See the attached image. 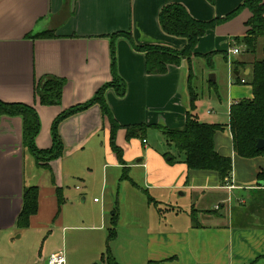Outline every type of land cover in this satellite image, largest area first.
<instances>
[{
	"label": "crops",
	"instance_id": "obj_1",
	"mask_svg": "<svg viewBox=\"0 0 264 264\" xmlns=\"http://www.w3.org/2000/svg\"><path fill=\"white\" fill-rule=\"evenodd\" d=\"M242 1L0 0V100L34 106L40 119L36 146L39 149H48L52 145L50 128L54 118L63 110L89 100L101 85L111 80L108 38L110 34L130 31L138 45L157 44L181 49L186 40L165 34L158 23V14L164 5L180 3L193 18L207 21L223 17ZM250 16L249 10L243 9L231 20L208 30L196 45L198 56L191 58L192 79L189 83L194 86L193 78L197 76L200 85L208 89V92L213 88L218 99L221 98L219 92L227 95V122L223 129L214 134V148L219 154L232 159L230 183L221 185L215 171L188 170L184 163H178L175 167L168 165L166 160L150 149L142 139L126 140L124 128L118 129L115 137V142L123 153L124 164L121 165L109 145V122L102 117L97 106L70 116L60 123L59 134L64 143V154L48 162L47 169L38 166L30 153L23 148L21 119L2 117L0 264H28L27 238L24 239V236L29 235L25 234L32 236L50 226L56 230L62 229L64 215H82L79 208L75 207L71 189L67 187L65 191L64 187L71 183L73 178L81 176L83 170H97L103 182L107 180L108 170H112L114 183H120L124 167L128 178L124 180L126 183H122L124 192L119 197L120 203L125 202V215H162L164 209L161 204H169V197L178 189L195 195V203L199 206L203 205L209 195L214 200V209L217 206L221 208L210 214L204 213L203 210L213 209L194 208L198 211L196 215L207 218V222H198V227L191 224L190 228L213 230L214 239L205 249V260L197 262V259H194L193 253H198L201 247L199 244L189 243L187 231L177 234L176 230L163 229L147 233V261H156V264H264V215L253 212L234 213L232 209L228 214L223 212L229 208L226 199L229 200L232 191L248 190L249 194L264 192V187L256 180L258 171L264 169V154L250 159L236 155L228 127L230 105L239 99L252 97L249 85L250 63L254 59L264 57V53L263 57L259 58L256 53L244 52L243 45L234 40L246 34L248 27L245 23ZM45 30L54 31L56 37H26ZM258 44V48L261 46L263 50L264 39L259 38ZM231 48H239L240 52L232 55L229 53ZM115 49L117 70L125 81L126 93L124 97L119 98L109 90L105 93V100L117 122L122 126L144 123L169 128L182 127L189 105L188 62L182 60L178 66L170 65L164 74L149 75L144 70V55L136 52L126 40H117ZM211 51H217L211 62L221 58L224 63V68L221 66L219 70L222 71L220 77L219 71H216L212 64L208 67L206 74L214 72V81L198 76L194 70L195 64H198L197 58L205 61L202 55ZM235 62H242L244 65L236 67ZM43 75H53L65 80L59 105H41L34 99V82ZM210 81L214 85H210ZM203 95L205 93L199 94L198 98ZM195 104L197 105V100ZM206 113L210 115L213 111ZM197 114L199 118L198 111ZM212 119L210 123H224L219 122L221 116L217 113ZM149 128L160 131L154 126ZM138 157H144L145 161ZM176 168L180 172L179 177L175 174ZM134 176L139 179L135 180ZM30 185L38 187V209L36 214L30 217L28 228L18 230L16 220L22 207V191L25 186ZM129 185L133 190L129 189ZM56 188L61 189L64 198L59 208ZM74 190L81 189L75 186ZM139 190L144 196H137ZM144 190L159 203L158 206L148 202ZM222 191H227V195ZM82 194H79L81 201L84 200ZM117 198L113 199L118 205ZM94 199L95 197V209L103 215L105 204H100V200ZM238 201L245 202L241 198H238ZM252 203L250 202V205ZM254 204L256 205L255 201ZM119 210L118 207L111 215L114 212L120 215ZM173 210V206H170V213H175ZM226 215H229V219L225 218ZM53 232L54 230L49 231L51 234ZM64 242L63 232L62 245H65ZM59 243L58 240L55 247L59 246ZM129 252L135 255L138 249L132 248ZM111 253L118 263L128 264L122 256H118L116 250L112 249ZM47 257L48 255L43 257L40 252L31 264H45ZM144 263L146 261L142 259L140 264ZM65 264H72L69 257H65Z\"/></svg>",
	"mask_w": 264,
	"mask_h": 264
},
{
	"label": "trees",
	"instance_id": "obj_2",
	"mask_svg": "<svg viewBox=\"0 0 264 264\" xmlns=\"http://www.w3.org/2000/svg\"><path fill=\"white\" fill-rule=\"evenodd\" d=\"M243 9H247L251 13L250 18L245 23L248 30L243 37H237L234 40L243 45L244 52L254 54L258 39L264 38V0H243L223 17L207 21L193 18L180 3L174 2L164 5L159 11L158 23L165 34L186 40V44L181 49L157 44L138 45L134 42L130 31H118L110 34L108 38L111 54V80L101 85L89 100L63 110L54 118L50 128L52 145L48 149H39L36 146V136L40 131V119L34 106L22 102L0 100V119L2 117H19L21 119L23 148L30 153L38 166L48 169V162L60 158L64 154V143L59 134L60 123L70 116L83 112L92 106H97L102 117L109 122V145L121 165L124 164V160L122 149L115 142L117 130L120 128L125 129L126 140L140 138L143 141L145 140L144 136L148 127L154 126L161 131L167 146L175 149V154L173 155L169 152L163 154L168 164L181 162L186 165L188 170L215 171L219 176L220 184L227 185L232 178V159L229 156L219 154L214 148V134L216 131L223 129L225 125L199 120L195 104L198 94L189 83L192 79L191 58L198 56L195 51L196 45L208 30L231 20ZM26 37L30 39H47L54 38L56 35L52 30H45ZM119 39L126 40L136 52L144 55V70L149 75L164 74L170 65L178 66L182 60L188 62L189 105L182 127L169 128L159 124L148 125L144 123L122 126L113 117L105 100V93L110 90L119 98L124 97L126 93L125 81L117 70L115 47ZM216 52L211 51L202 55L206 61V66L211 67V59ZM218 52L225 53L224 51ZM235 63L236 67L237 65H244L242 62ZM250 65L251 76L249 85L251 86L252 97L239 99L230 105L228 122L235 154L247 159L264 154V148L258 149L256 147L258 139L264 140V57L254 59ZM64 84L65 80L63 78L43 75L34 82V99L41 105H59ZM209 84L214 85L211 81ZM127 178L128 175L124 167L121 179ZM256 180L264 187V169L258 171ZM144 192L146 193V190ZM146 196L149 203H153L156 206L159 204L147 193ZM56 197L59 208L64 202L60 188H56ZM37 209L38 187L36 185L25 186L22 191V207L16 220L18 230L28 228L29 219L36 214ZM197 212L196 209L192 208V225L194 227L200 226L196 220ZM205 213L212 212L206 210ZM114 215H116L115 212L110 218L111 227L108 229L106 252L101 254L102 264H120L112 255L108 246L109 241L116 236Z\"/></svg>",
	"mask_w": 264,
	"mask_h": 264
},
{
	"label": "rangeland",
	"instance_id": "obj_3",
	"mask_svg": "<svg viewBox=\"0 0 264 264\" xmlns=\"http://www.w3.org/2000/svg\"><path fill=\"white\" fill-rule=\"evenodd\" d=\"M72 8V5H71ZM264 39V38H263ZM257 44V48H258ZM256 48V55L261 58L264 53V45L263 50L260 46L258 49ZM258 51V52H257ZM205 60V59H204ZM197 63L194 66V70L198 76H203V78H208L209 74H213L214 72L207 73L208 66H206V61L197 58ZM212 67L216 68V71H219L221 66L224 68L223 60L214 59L212 62ZM222 75V71H219V76ZM199 78V77H198ZM197 76L193 78L194 90L199 95L201 93H205L202 97L197 99V111L199 113V120L202 122L210 123L213 120V115L218 114L221 116L219 122H227V110H228V101L227 95L223 92H219L221 98L218 99L215 95L214 89L211 88L210 92L208 89H204L200 83L198 82ZM218 85L219 82H217ZM220 88V86H219ZM208 93H210L208 95ZM213 111V114L208 115L207 111ZM212 115V116H211ZM139 139V138H137ZM144 139L147 142V146L159 153L164 161V153L169 152L170 154H175V149L172 147H168L161 132L154 130L153 128L147 129V132L144 136ZM140 140V139H139ZM141 158L142 161H145L144 157ZM168 158V157H167ZM165 163H167L165 161ZM181 163V162H179ZM168 164V163H167ZM178 163L168 164L175 167ZM83 174L79 178L75 177L68 183L64 190L67 191V187L71 190V193L74 195L75 207L79 208V211L82 215H64V222L61 226L63 229H53L54 227H49L46 230H42L38 233L33 234H25L29 236H24L27 244V254L26 261L28 264L34 260L35 256L37 257L40 252L42 256L46 257L50 253L63 249L65 257H69L70 262L72 264H88L90 260H93L92 263H101V254L106 252L107 239L109 228L111 227L110 218L112 211L116 212L118 207L120 208L119 214L114 215V219L116 220V236L114 239L110 240L108 246L110 250H116L118 256L123 257L124 261L128 262V264H140L142 259L146 261L144 264H156V261H147L146 255V238L148 232L159 231V230H167L172 229L176 230L177 234H184L187 231V239L189 243L192 245L199 244L200 250L198 253H193L194 259H197V262L200 260H205V249L209 246V242H213V230L205 228L204 230H192V208H204V209H213L208 210L211 212H217L221 208L217 206L215 209L213 207L214 200L209 195L205 198L203 205L199 206L196 202V196L191 195L189 191L184 189H178L172 193V197H169V204H161V208L164 209V213L162 215H125L123 207L125 202L120 203V195L124 192V184L126 183L122 180L120 183L113 181V173L112 170H108L106 176L107 180L103 182L101 179L100 173L94 169L93 172H86L83 170ZM175 174L179 177L180 172L175 169ZM135 180L136 179L134 176ZM105 180V179H104ZM119 180V181H120ZM121 184V185H120ZM128 185V184H127ZM78 186L81 190H74V187ZM129 189H132L130 185ZM160 192V191H156ZM227 195V191H222ZM83 193L82 196L84 200L81 201L79 195ZM139 194L137 196L141 197L144 194L139 190ZM181 193V194H180ZM153 195V194H152ZM263 195V196H262ZM261 196L263 198H261ZM97 198L100 200V204H105V208L103 211V215H100L99 211L95 209L93 204V198ZM118 197L119 201L118 205L113 198ZM256 197V199H255ZM147 198V197H146ZM238 198L244 199L245 202L240 203ZM165 199L167 200L166 196ZM226 199V198H225ZM254 201L256 205L254 204ZM226 202L229 203V208L223 211L228 214L231 209L234 213H242V212H253L254 214L264 215V192L259 193L251 192L249 194L248 190L241 192L240 190L232 191L229 195V200L226 199ZM250 202H253L250 205ZM118 206V207H117ZM156 206V205H154ZM158 206V205H157ZM173 206V211L175 213H170L169 208ZM168 210V211H166ZM206 210H203L205 213ZM210 214V213H209ZM231 216V215H230ZM229 219V215L225 217ZM196 220L199 223L206 224L207 218H203L202 215H196ZM54 232L51 234L49 231ZM221 231V230H220ZM64 232V244L62 245V233ZM49 233V234H48ZM19 234V233H18ZM130 236H134L135 238H131ZM223 236V235H222ZM58 240L60 241L59 246L55 247L58 244ZM223 240V238L221 239ZM218 245L219 242H218ZM145 247V248H144ZM136 250L138 252L135 255H131L129 249ZM209 249H207V258L209 257ZM143 252V258L141 259ZM170 259H166L169 261Z\"/></svg>",
	"mask_w": 264,
	"mask_h": 264
},
{
	"label": "built area",
	"instance_id": "obj_4",
	"mask_svg": "<svg viewBox=\"0 0 264 264\" xmlns=\"http://www.w3.org/2000/svg\"><path fill=\"white\" fill-rule=\"evenodd\" d=\"M239 52V48H231V50L229 51V53L232 55H236ZM241 82H244V80H241ZM143 142L145 143L146 141L143 140ZM94 201H98V199L95 198ZM45 264H65V255L63 249L50 253L45 259Z\"/></svg>",
	"mask_w": 264,
	"mask_h": 264
},
{
	"label": "water",
	"instance_id": "obj_5",
	"mask_svg": "<svg viewBox=\"0 0 264 264\" xmlns=\"http://www.w3.org/2000/svg\"><path fill=\"white\" fill-rule=\"evenodd\" d=\"M73 2L74 1H72V5H73ZM208 80L214 81V75L213 74H210L209 77H208ZM256 147L258 149H263L264 148V140L263 139H258L257 144H256ZM259 185L261 186L262 184L259 183ZM93 264H98V263H93Z\"/></svg>",
	"mask_w": 264,
	"mask_h": 264
}]
</instances>
